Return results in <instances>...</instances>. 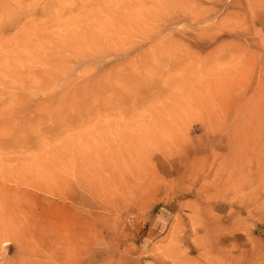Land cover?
<instances>
[{
	"label": "rangeland",
	"instance_id": "obj_1",
	"mask_svg": "<svg viewBox=\"0 0 264 264\" xmlns=\"http://www.w3.org/2000/svg\"><path fill=\"white\" fill-rule=\"evenodd\" d=\"M159 1L0 0L22 95L63 27L119 21L61 74L87 93L58 90L0 150V264H264V0H191L198 21Z\"/></svg>",
	"mask_w": 264,
	"mask_h": 264
},
{
	"label": "bare ground",
	"instance_id": "obj_2",
	"mask_svg": "<svg viewBox=\"0 0 264 264\" xmlns=\"http://www.w3.org/2000/svg\"><path fill=\"white\" fill-rule=\"evenodd\" d=\"M190 2L191 0H165L164 2L161 0L159 1V4L156 6V8L161 5L162 11L159 15L161 18H165L167 14L172 13V11H177L183 13L182 15H187V18L189 19L192 17V20L198 21L200 20V16L198 10L195 9V7L198 5V2L196 1L195 7L192 6ZM201 14L203 15V13ZM145 22L146 21H144V23ZM117 23L119 24L118 19L109 14L108 18L105 20L96 18L94 16L92 19L80 24L76 27V29L73 30H71V27H63V35H65L63 36L61 34L57 38L58 42L56 44L61 49L66 47L65 50L61 52H54L51 47L46 46L43 48V54H37L31 57L33 65H37L39 67L37 70H40L41 73L39 79H36V84L31 90L33 94L31 95H22V93L19 92V88L15 86H18V82L21 79L20 67L25 60L23 58H11L0 61V87L2 89V91H0V107L3 106V102L6 104L5 114L0 112V150L6 148L5 146L10 145L12 137H15L17 130L22 131L24 125L22 117H24V114H27L29 118L34 116L38 120L42 119V115L44 114L43 112H45V110H42V108L45 105L50 107L52 102L55 104V96H58L56 95L58 90H62L63 94H71L74 96H83L87 93V88H85L83 83L78 87L68 82L63 83V85L62 81L64 80V77H62L61 84H59L61 74L68 70L69 59L71 58L78 59L80 57L84 59L90 56H103L105 49H103L102 46L105 47V40H107L106 38L108 37L112 40L117 39V32H112L109 30V26L111 24L115 25L117 28ZM150 25L151 24H148L144 32H141V34L145 33L144 38H142V43H145V36L152 31V27L154 25ZM94 26L97 27V29L100 28L104 31L102 36L99 37L98 32H91V29ZM219 29H221V27L215 28V30ZM119 31L124 30L121 28ZM82 40L85 42V44H82ZM102 40L104 41L101 43ZM48 42L51 41L44 40L42 41V44L45 45ZM65 52H67V54ZM48 93H51L52 97L45 100L44 97ZM41 97H43L42 100ZM31 99L33 101H31ZM31 110L33 111V114L31 113ZM47 112H49L51 115L52 109L49 108ZM25 126L27 127L26 122ZM7 202L11 203L12 205L10 207L13 211L11 214H16L18 210H23V208L20 209L17 205L13 204L9 200H7ZM5 206H7L6 203ZM5 206L3 201H1L0 220L9 221L8 217L10 218V216H7L5 213L6 209H3ZM16 215L24 218V216L20 214ZM33 217L34 216L32 215L31 218L33 219ZM11 221H13L12 215Z\"/></svg>",
	"mask_w": 264,
	"mask_h": 264
}]
</instances>
